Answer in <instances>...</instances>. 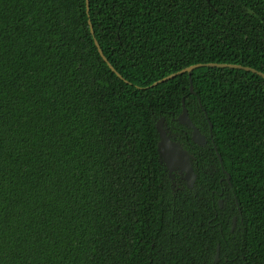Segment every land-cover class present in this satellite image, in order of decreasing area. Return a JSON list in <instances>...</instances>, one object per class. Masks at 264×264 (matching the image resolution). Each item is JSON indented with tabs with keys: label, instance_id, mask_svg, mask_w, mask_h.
Masks as SVG:
<instances>
[{
	"label": "trees",
	"instance_id": "trees-1",
	"mask_svg": "<svg viewBox=\"0 0 264 264\" xmlns=\"http://www.w3.org/2000/svg\"><path fill=\"white\" fill-rule=\"evenodd\" d=\"M89 7L0 0V264H264V77L203 66L150 86L196 63L264 72V0ZM162 116L193 188L161 160Z\"/></svg>",
	"mask_w": 264,
	"mask_h": 264
},
{
	"label": "water",
	"instance_id": "water-1",
	"mask_svg": "<svg viewBox=\"0 0 264 264\" xmlns=\"http://www.w3.org/2000/svg\"><path fill=\"white\" fill-rule=\"evenodd\" d=\"M88 4V11L90 9L89 7V0H87ZM91 24V31L94 34V27L92 25L91 19L89 20ZM96 44L98 46V49L100 51V54L103 56V58L108 61V58L105 56L103 49L100 45V43L96 40ZM109 66L120 76L122 75L114 68V66L108 62ZM203 66H209V67H229V68H238V69H245L248 71H253L254 73H258L259 75L264 77V72L257 70L256 68L250 67V66H244L241 64H233V63H216V62H208V63H196L193 65H190L186 68H183L179 71H176L156 82H154L150 86L158 85L164 81H167L173 77H176L183 73H188L190 75V78H192V73L195 69ZM191 91L193 90V84H191ZM180 123L183 125H186L187 127L192 129V139L200 144L205 145L207 143V136L201 132V130L196 126V124L193 122L189 115L188 108L185 104V99L183 98V110L180 113V115L176 118ZM211 130L213 127V124L211 123ZM157 130L160 135V139L158 142V148L160 152V157L162 162L165 164L167 169L172 173L173 170L180 171L181 174H184V178L187 182L188 187L193 188L195 184V180L197 177V173L195 172L194 165H193V158L194 155L190 153L179 140H176L170 133L169 128L166 125V118L165 116L160 117V119L156 123ZM216 148V147H215ZM221 162H222V156L220 153H218ZM173 177V176H172ZM229 179V177H228ZM220 206H223V200L221 199L219 201ZM236 224V217H234V226ZM219 246L217 250V254L215 257V261H219Z\"/></svg>",
	"mask_w": 264,
	"mask_h": 264
},
{
	"label": "flooded vegetation",
	"instance_id": "flooded-vegetation-1",
	"mask_svg": "<svg viewBox=\"0 0 264 264\" xmlns=\"http://www.w3.org/2000/svg\"><path fill=\"white\" fill-rule=\"evenodd\" d=\"M166 125H167V122H166ZM168 127V126H167ZM169 128V127H168ZM169 131H170V133H171V135L176 139V140H178L177 139V133L175 132V131H173V130H171V129H169ZM208 140V139H207ZM180 141V140H179ZM181 142V141H180ZM208 142V141H207ZM182 143V142H181ZM207 144V143H206ZM182 145L184 146V144L182 143ZM188 150V149H187ZM189 151V150H188ZM190 152V151H189ZM193 154V153H192ZM194 155V154H193ZM194 158H195V156H194ZM194 158H193V165H194ZM169 171V170H168ZM196 172V171H195ZM197 173V172H196ZM169 174H170V176H171V178H172V180L174 181V184H176V182H178L179 180L178 179H181V180H184L185 182H186V180H185V178H184V175H185V173L184 174H181L180 173V171L178 170V171H176V170H173L172 171V173H170V171H169ZM198 175V174H197ZM173 176V177H172ZM196 179H197V177H196ZM195 182H196V180H195ZM187 183V182H186ZM195 185V184H194ZM224 205V204H223ZM233 225H234V218H233Z\"/></svg>",
	"mask_w": 264,
	"mask_h": 264
},
{
	"label": "bare ground",
	"instance_id": "bare-ground-1",
	"mask_svg": "<svg viewBox=\"0 0 264 264\" xmlns=\"http://www.w3.org/2000/svg\"><path fill=\"white\" fill-rule=\"evenodd\" d=\"M211 129V128H210ZM202 132V131H201ZM222 156V155H221ZM220 249V248H219ZM220 251V250H219Z\"/></svg>",
	"mask_w": 264,
	"mask_h": 264
}]
</instances>
